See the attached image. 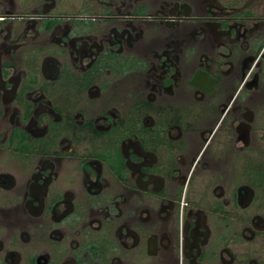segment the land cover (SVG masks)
Returning <instances> with one entry per match:
<instances>
[{"label": "flooded vegetation", "instance_id": "1", "mask_svg": "<svg viewBox=\"0 0 264 264\" xmlns=\"http://www.w3.org/2000/svg\"><path fill=\"white\" fill-rule=\"evenodd\" d=\"M0 264H264V0H0Z\"/></svg>", "mask_w": 264, "mask_h": 264}]
</instances>
